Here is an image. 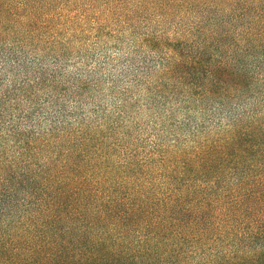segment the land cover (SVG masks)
<instances>
[{"label": "trees", "instance_id": "1", "mask_svg": "<svg viewBox=\"0 0 264 264\" xmlns=\"http://www.w3.org/2000/svg\"><path fill=\"white\" fill-rule=\"evenodd\" d=\"M117 3L126 123L92 103L104 19L0 0V264H264V0Z\"/></svg>", "mask_w": 264, "mask_h": 264}, {"label": "rangeland", "instance_id": "2", "mask_svg": "<svg viewBox=\"0 0 264 264\" xmlns=\"http://www.w3.org/2000/svg\"><path fill=\"white\" fill-rule=\"evenodd\" d=\"M3 2H12L19 5L22 0H2ZM25 1V0H24ZM31 1L36 10L44 13L46 17L56 18L59 14H66L69 21L68 27H75L71 29L86 28L96 24L95 21L105 20L107 27L99 35V39L95 41V45L91 46L94 59L91 63L92 69H96V75L99 78L100 94L92 102L93 104H101L105 115V121L115 123L120 117L126 123V115L117 114V109L121 106L123 96L122 90H126V21L118 18L126 11V4L116 6L119 0H27ZM126 3V0H123ZM85 20L83 25H74L76 20ZM73 21V22H72ZM63 31V30H62ZM87 51L81 49L82 57ZM66 61L67 73L76 72V52L69 53ZM78 55V54H77ZM80 56V55H78ZM87 106L85 109L88 110ZM126 107V105H124ZM148 119V112L144 109L140 110L135 116V120L140 122L135 127L133 136L138 139L147 137V130L145 128V120ZM119 120V121H120Z\"/></svg>", "mask_w": 264, "mask_h": 264}]
</instances>
